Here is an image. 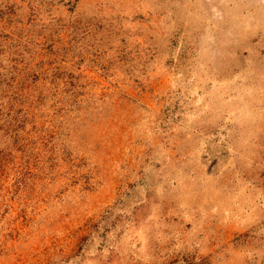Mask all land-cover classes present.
Segmentation results:
<instances>
[{
  "label": "rangeland",
  "instance_id": "1",
  "mask_svg": "<svg viewBox=\"0 0 264 264\" xmlns=\"http://www.w3.org/2000/svg\"><path fill=\"white\" fill-rule=\"evenodd\" d=\"M0 264H264V0H0Z\"/></svg>",
  "mask_w": 264,
  "mask_h": 264
},
{
  "label": "trees",
  "instance_id": "2",
  "mask_svg": "<svg viewBox=\"0 0 264 264\" xmlns=\"http://www.w3.org/2000/svg\"><path fill=\"white\" fill-rule=\"evenodd\" d=\"M10 107H12V106H10ZM8 114H9V113H7V115H6V116H8ZM22 125H23V124H22ZM22 125L20 126V128H22ZM17 137H18V136H17V133H15V137H14V139L16 140V139H17Z\"/></svg>",
  "mask_w": 264,
  "mask_h": 264
}]
</instances>
